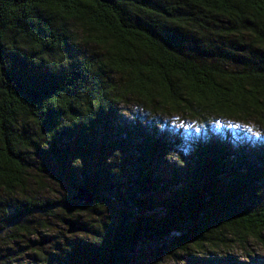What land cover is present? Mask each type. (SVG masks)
Here are the masks:
<instances>
[{
  "label": "trees",
  "instance_id": "obj_1",
  "mask_svg": "<svg viewBox=\"0 0 264 264\" xmlns=\"http://www.w3.org/2000/svg\"><path fill=\"white\" fill-rule=\"evenodd\" d=\"M263 241L264 0H0V264H264Z\"/></svg>",
  "mask_w": 264,
  "mask_h": 264
},
{
  "label": "water",
  "instance_id": "obj_2",
  "mask_svg": "<svg viewBox=\"0 0 264 264\" xmlns=\"http://www.w3.org/2000/svg\"><path fill=\"white\" fill-rule=\"evenodd\" d=\"M76 191L77 193L74 196V199H77L82 202H91L93 200V196L90 191L82 188H77ZM63 224L64 226H66L67 234L77 233L81 230V228L76 226V224L72 221H64Z\"/></svg>",
  "mask_w": 264,
  "mask_h": 264
},
{
  "label": "rangeland",
  "instance_id": "obj_3",
  "mask_svg": "<svg viewBox=\"0 0 264 264\" xmlns=\"http://www.w3.org/2000/svg\"><path fill=\"white\" fill-rule=\"evenodd\" d=\"M61 230L65 233L64 227L61 228ZM65 235L74 236V235H77V233H73V234L65 233ZM32 239H35V237H33ZM250 248H252L255 252H257L260 257H261V255L264 256V241H263V243H259V244L253 243V244H251ZM11 250H12V252H10L6 249L1 250L2 255L0 257H2V258L0 261L4 262L8 258H11V256L9 254H11L12 256H16L17 254L21 253L20 250L19 251H16L15 249H11ZM12 253H14V254H12ZM240 257H242V256H240Z\"/></svg>",
  "mask_w": 264,
  "mask_h": 264
}]
</instances>
